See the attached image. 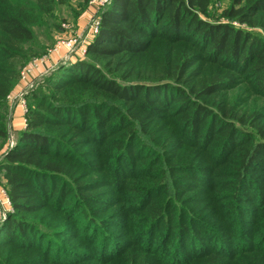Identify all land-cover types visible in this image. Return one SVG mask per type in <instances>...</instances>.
Wrapping results in <instances>:
<instances>
[{
  "label": "trees",
  "instance_id": "obj_1",
  "mask_svg": "<svg viewBox=\"0 0 264 264\" xmlns=\"http://www.w3.org/2000/svg\"><path fill=\"white\" fill-rule=\"evenodd\" d=\"M58 1L0 0V148L6 98L45 52L32 28L55 16ZM229 1L217 17L213 0H111L87 60L60 63L26 95L25 127L0 160L12 208L0 264H84L96 254L89 230L113 201L139 204L140 227L124 229L119 264H162L141 244L151 229L179 263L207 230L239 243L246 216L262 217L254 236L264 235V37L230 23L264 30V0ZM222 258L188 264H264V243Z\"/></svg>",
  "mask_w": 264,
  "mask_h": 264
},
{
  "label": "rangeland",
  "instance_id": "obj_2",
  "mask_svg": "<svg viewBox=\"0 0 264 264\" xmlns=\"http://www.w3.org/2000/svg\"><path fill=\"white\" fill-rule=\"evenodd\" d=\"M229 0H213L212 4L210 5V12L220 17L221 14L230 7ZM54 15L51 17H46L45 20L39 22L38 25L34 26L32 29L35 31V41L36 44H41L45 47V52L38 55L47 54L48 50L52 49L59 40H69L76 38L78 40L77 45L72 51H69L65 47H61L58 52L51 54L50 57L43 63V65L36 71H34L31 76L30 80L35 81V88L38 87L42 83V76L51 72L57 68V66L68 60L70 63H75L76 60H87L85 57V53L82 54V51L87 46L88 42L93 38V35L89 34V28L92 19L95 17V10H92L88 6V0H59L58 4L55 6ZM222 19V18H221ZM222 22H226L223 19ZM232 26L236 28H246L249 31L255 32L264 37V30L255 28L249 29L244 24H238L237 22L233 21L230 22ZM60 25L61 30L58 31L56 28ZM62 25L68 26V30H63ZM81 25V26H79ZM82 27V28H81ZM48 31V32H46ZM38 55H36L38 57ZM35 58V57H34ZM33 59V58H32ZM31 59V60H32ZM30 60V61H31ZM28 61L26 64H28ZM98 65V63H96ZM19 83V81H18ZM242 87L236 89L235 91L227 94L229 99H233L236 95H239L241 92ZM10 110L13 109L18 104L9 103ZM264 101L258 100V106H263ZM21 108V107H20ZM23 110V108H21ZM27 110L26 102H25V110L24 115ZM12 115V112H11ZM25 124V119H24ZM7 136L0 148V160L2 159L3 154L12 146L14 145L16 134L12 131L10 115L7 119ZM13 144V145H12ZM12 145V146H11ZM10 147V148H9ZM92 161V159H89ZM134 176H139V173ZM0 186L4 189L3 183L0 180ZM171 195V191H163L160 193V197L166 198ZM114 197L110 196L107 197L105 200L109 201L112 200ZM166 202V200L164 199ZM173 205L176 206V203L173 199ZM117 201H113L110 203L111 207L105 208V213L102 215V220L104 223H100L99 219H96L98 222L96 228L89 230V233L92 234V237L96 238V254L94 256L87 255L86 261L84 264H103V262H107L108 264H119L120 253L122 252V242L126 239L123 237L124 229L130 227V232L135 233L138 230L136 228L140 227L139 221L137 217L139 216L138 205L139 204H119L116 206ZM5 209V214L0 213V226L6 220L8 213H12V208ZM187 215L188 214V211ZM255 216H261L255 215ZM190 217V216H189ZM260 218H252L249 216L243 217V227L242 229L234 230V234L238 235L237 232H243V236L239 243H234L231 240L226 241L223 243L222 241L214 238L210 231L204 232L205 235L202 240H192L191 242L186 243V247L184 250H189L192 255H190L183 263H179V259H175L173 254H171L172 248L169 247L165 243L167 241V237L164 234L157 233L155 229H151L146 231V237H144L141 244H147L151 247L152 252L154 255V260L157 262H162V264H188L195 258H199L209 252H220L223 256V262L229 261V257L232 255L233 250H236L239 256L242 255L243 250L249 249L251 246H254L258 242L262 241L264 243V235L259 236V240L254 235H259L261 229L263 227L256 226L259 223ZM188 220V219H187ZM193 215L190 217V222H194L195 225L200 226L197 221H194ZM72 226V223H70ZM142 224V221H141ZM201 225H204L201 223ZM221 228L225 229L227 233L233 232V227L228 226L222 220ZM148 228V227H147ZM147 228L145 230H147ZM199 228V227H198ZM240 230V231H239ZM264 233V232H263ZM59 240L63 242V238L59 237ZM234 246V247H233ZM99 247H102L99 250ZM180 247H183L182 245ZM84 256V255H81ZM81 260V259H79ZM190 260V261H189Z\"/></svg>",
  "mask_w": 264,
  "mask_h": 264
},
{
  "label": "built area",
  "instance_id": "obj_3",
  "mask_svg": "<svg viewBox=\"0 0 264 264\" xmlns=\"http://www.w3.org/2000/svg\"><path fill=\"white\" fill-rule=\"evenodd\" d=\"M111 0H88V6L95 10V17L92 19L89 34L95 35L98 32L99 27V14L100 12L110 3ZM63 30H68V26L62 25ZM78 40L76 38L65 40H59L56 45L48 50L47 54L39 58H33L28 64H26L19 73V84L21 85L20 90L16 94H9L7 96V102L18 104L23 110H25V97L26 95L35 88V81L30 80L31 74L38 70L43 63L50 57L51 54L58 52L61 47L67 48L69 51H72L77 45ZM85 53V48L82 51V54ZM46 75V74H45ZM44 76V75H43ZM42 76V77H43ZM10 105V104H9ZM13 145V144H12ZM11 145V146H12ZM10 148V147H9ZM11 208L10 201L7 197L5 189L0 186V213L5 214V209ZM7 209V210H8Z\"/></svg>",
  "mask_w": 264,
  "mask_h": 264
},
{
  "label": "crops",
  "instance_id": "obj_4",
  "mask_svg": "<svg viewBox=\"0 0 264 264\" xmlns=\"http://www.w3.org/2000/svg\"><path fill=\"white\" fill-rule=\"evenodd\" d=\"M81 26V25H79ZM82 28V27H81ZM21 88V85L17 83V85L14 87V89L11 91L10 94H16ZM12 112V115H11ZM10 115V121H11V127L12 131H14L15 134H17L19 131L24 129V110L20 108V106H17L9 112Z\"/></svg>",
  "mask_w": 264,
  "mask_h": 264
},
{
  "label": "water",
  "instance_id": "obj_5",
  "mask_svg": "<svg viewBox=\"0 0 264 264\" xmlns=\"http://www.w3.org/2000/svg\"><path fill=\"white\" fill-rule=\"evenodd\" d=\"M65 62H68V60H66ZM65 62H62V63H65Z\"/></svg>",
  "mask_w": 264,
  "mask_h": 264
}]
</instances>
